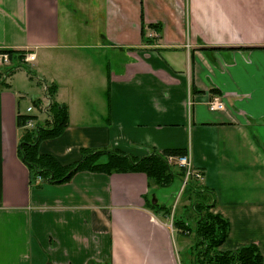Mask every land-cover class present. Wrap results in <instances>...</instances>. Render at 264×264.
Returning a JSON list of instances; mask_svg holds the SVG:
<instances>
[{
    "label": "crops",
    "instance_id": "obj_1",
    "mask_svg": "<svg viewBox=\"0 0 264 264\" xmlns=\"http://www.w3.org/2000/svg\"><path fill=\"white\" fill-rule=\"evenodd\" d=\"M7 50L35 56L28 64L44 97L32 86L31 103L46 105L53 86L67 107V128L40 154L68 165L82 149L137 158L185 149L214 194L211 212L229 222L219 251L253 244L264 264V0H0ZM105 53L111 62L95 58ZM6 80L0 264H181L173 229L147 208V199L164 204L143 173L79 172L67 184L30 186L16 117L31 106L38 121L44 115L31 103L22 111V93ZM215 95L222 111L207 108Z\"/></svg>",
    "mask_w": 264,
    "mask_h": 264
},
{
    "label": "trees",
    "instance_id": "obj_2",
    "mask_svg": "<svg viewBox=\"0 0 264 264\" xmlns=\"http://www.w3.org/2000/svg\"><path fill=\"white\" fill-rule=\"evenodd\" d=\"M149 28L160 31V26L151 25ZM142 37H144V24L142 23ZM147 42H149L147 40ZM8 55L9 59L15 58L23 62V51H0ZM55 88L48 86L46 95L48 97L47 115L42 121H38L36 115L27 116L20 114L16 117V126L23 134L17 146V156L25 165L30 174V186L41 187L42 184L63 185L71 181L72 177L79 172L92 173H130L139 172L147 176L149 181L158 187L170 186L175 178L183 179L184 170L176 167L175 163L169 162L170 157L177 158L186 153L185 149H164L162 151L152 150L143 157L126 155L111 149H82L81 158L68 165L58 163L53 157L38 152L39 144L44 140H51L62 135L68 126V113L65 105L54 100ZM40 102L34 100L32 104L39 106ZM36 120L34 130H25L23 126L27 118ZM174 167L178 170L175 171ZM39 179V180H38ZM189 181L183 188L188 194L191 191ZM205 188V187H204ZM211 198V203L200 202L193 207L197 216L194 226L190 228L181 220H174L172 228L181 236L190 237L194 241L190 246L191 264H262V255L257 246L250 244L240 247L234 251H219L225 243L229 234V222L219 214H213L214 194L205 188L203 191ZM181 194V195H182ZM200 195V193H194ZM147 208L154 214L162 213V217H168L169 212L157 202L147 199Z\"/></svg>",
    "mask_w": 264,
    "mask_h": 264
},
{
    "label": "rangeland",
    "instance_id": "obj_3",
    "mask_svg": "<svg viewBox=\"0 0 264 264\" xmlns=\"http://www.w3.org/2000/svg\"><path fill=\"white\" fill-rule=\"evenodd\" d=\"M111 57H112V53H105V56L97 55L95 58L99 59L101 62H103V60L105 59L106 62H111ZM17 61H18L17 63L14 62L12 64L9 63L6 66H0V81L7 79L6 82L12 85V89H15L16 91L22 93L23 98H22L21 106H22V111H24L27 104L31 103L30 97H33L35 94L33 87H37L35 91L39 92L38 96L40 98L44 97V93H43L44 90L42 84L41 85L37 84V79L39 78V74L37 73L36 69L33 68L36 62L33 64H28L26 62H20L19 60ZM38 101L40 102L38 105H41L42 104L41 101L40 100ZM34 107L36 111H38L37 106ZM41 116L42 114L39 113V117ZM175 165L176 167H179L177 164ZM176 167H174L175 171L178 170ZM178 181L179 184L173 183L167 187H158L156 188L155 192L158 193L159 198H161L163 202L162 204L165 205L163 206L169 212L168 217H163V218H166L165 222L171 229H173L172 224L174 220H181L185 223V225L192 228L194 226V222L197 219L193 207L197 208V206L200 205V202H203V200L204 203H211V198L210 197L207 198V196H204L205 193L203 191L205 188L201 185L200 182L197 181H194L193 183L190 182L191 184V186L189 187V190L191 191V193H189L190 197H188V194H185V192H183L184 194H182L183 180L178 179ZM194 193H200V195ZM160 215L162 216V213H160ZM173 231H174V245L178 260L181 261V264H191L190 263L191 256L188 253V250L190 248L189 244L192 245V242L194 241L193 235H191L190 237H184L179 235L174 229Z\"/></svg>",
    "mask_w": 264,
    "mask_h": 264
},
{
    "label": "built area",
    "instance_id": "obj_4",
    "mask_svg": "<svg viewBox=\"0 0 264 264\" xmlns=\"http://www.w3.org/2000/svg\"><path fill=\"white\" fill-rule=\"evenodd\" d=\"M153 36H155V34H153ZM34 59H35L34 54H31V53L25 54L23 62L30 63V62L34 61ZM0 63L9 64V57L7 54L0 53ZM46 90H47V88L45 89V91ZM47 102H48V99H47ZM48 103L46 105H43V104L39 105L37 107L38 108L37 112L46 116L47 110H48V108H47ZM187 107H188V110L190 113L191 107H192V102L190 100H188V102H187ZM207 108L211 112H219L225 108V104L222 101V98L220 96L215 95L211 98V100L208 101ZM26 111H27L26 112L27 116H32L31 112L33 111V107L31 106V107L27 108ZM35 127H36V120L35 119L29 117L25 120V124L23 126V129L34 130ZM168 161L177 164L180 168H182L184 170V176L182 179L183 180V188L189 181L194 180L197 182H201L203 180V175H202L201 171H199L193 167L189 152H187V153H185V154H183L177 158L170 157L168 159ZM183 188H182V190H183Z\"/></svg>",
    "mask_w": 264,
    "mask_h": 264
}]
</instances>
